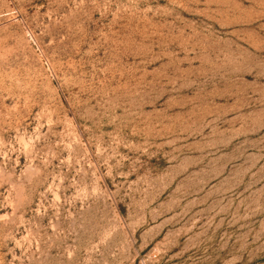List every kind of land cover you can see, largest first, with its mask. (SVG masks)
<instances>
[{
	"label": "rangeland",
	"instance_id": "1",
	"mask_svg": "<svg viewBox=\"0 0 264 264\" xmlns=\"http://www.w3.org/2000/svg\"><path fill=\"white\" fill-rule=\"evenodd\" d=\"M0 264H264V0H0Z\"/></svg>",
	"mask_w": 264,
	"mask_h": 264
}]
</instances>
